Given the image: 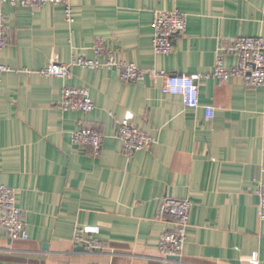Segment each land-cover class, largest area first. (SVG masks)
Masks as SVG:
<instances>
[{"label": "crops", "instance_id": "crops-1", "mask_svg": "<svg viewBox=\"0 0 264 264\" xmlns=\"http://www.w3.org/2000/svg\"><path fill=\"white\" fill-rule=\"evenodd\" d=\"M62 7L3 4L6 45L0 52V185L15 193L28 239L10 241L0 228V264H264V88L240 79L202 80L199 107L161 93L145 76L124 83L118 70L73 67L70 80L42 76L50 64L92 60L101 39L114 61L168 74H209L220 50L241 37H264V0H69ZM186 16L171 54L152 50V13ZM224 53V52H223ZM226 68L235 56L224 53ZM65 86L84 88L91 113L60 108ZM214 108L207 120L204 107ZM150 135L148 150L122 153L118 125ZM93 130L100 154L72 143ZM169 197L192 203L180 257L165 263L158 244L170 228L158 218ZM75 230L95 233L101 250L87 253Z\"/></svg>", "mask_w": 264, "mask_h": 264}, {"label": "built area", "instance_id": "built-area-1", "mask_svg": "<svg viewBox=\"0 0 264 264\" xmlns=\"http://www.w3.org/2000/svg\"><path fill=\"white\" fill-rule=\"evenodd\" d=\"M3 4L23 8L62 7L66 21L72 22V9L69 0H0V8ZM186 28V16L180 12H153V52L163 56L171 54L174 40L183 37ZM6 36L5 16L0 10V52L6 45ZM223 52L235 56V66L231 68L224 66ZM92 53V60L79 59L72 60L68 64H50L39 74L70 80L73 77L72 68L76 66L91 71L100 68L117 69L119 79L124 83L139 82L145 76L150 79L160 78L163 81L161 93L180 97L184 107L190 110L199 107V85L202 80L208 78L215 79L220 84L237 78L248 87L264 88V37H241L233 40L229 48L220 50L216 57L214 69L209 74H168L162 70L143 71L134 64L116 63L112 52L108 50L101 39H97L93 43ZM5 70L6 68L0 66V72ZM59 106L64 111L91 113L94 110V104L88 90L71 86H65L61 90ZM203 109L206 119L212 120L214 108L207 106ZM117 137L121 142L122 153L126 158H132L134 154L148 150L154 142L150 135L132 126L128 120L119 123ZM71 139L75 145L90 147L95 157L100 154L102 136L95 131L80 129L71 135ZM258 196V219L260 222H264V183L258 187ZM191 207L192 203L188 200L169 197L162 198L158 204V218H167L170 224V228L162 234L158 244L159 255L165 263L180 257L182 254L189 227ZM0 228L10 241L28 239L21 213L15 206V193L2 185H0ZM73 242L87 253L101 250L97 236L89 230H75ZM248 264H258V261L253 257Z\"/></svg>", "mask_w": 264, "mask_h": 264}]
</instances>
